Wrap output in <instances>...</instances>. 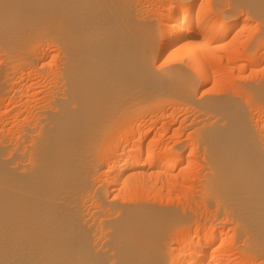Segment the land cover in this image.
<instances>
[{
	"label": "bare ground",
	"instance_id": "1",
	"mask_svg": "<svg viewBox=\"0 0 264 264\" xmlns=\"http://www.w3.org/2000/svg\"><path fill=\"white\" fill-rule=\"evenodd\" d=\"M263 62L264 0H0V264H264Z\"/></svg>",
	"mask_w": 264,
	"mask_h": 264
},
{
	"label": "rangeland",
	"instance_id": "2",
	"mask_svg": "<svg viewBox=\"0 0 264 264\" xmlns=\"http://www.w3.org/2000/svg\"><path fill=\"white\" fill-rule=\"evenodd\" d=\"M253 27H254V26H253ZM251 29H252V28H251ZM245 33H246V34H245ZM245 33L243 32V33H241V35H242V36L247 35L248 32H245ZM244 37H245V36H244ZM263 63H264V62H263ZM263 63H261V65H262L261 68L264 67V64H263ZM221 80H222L221 82H224L225 79L221 78Z\"/></svg>",
	"mask_w": 264,
	"mask_h": 264
}]
</instances>
